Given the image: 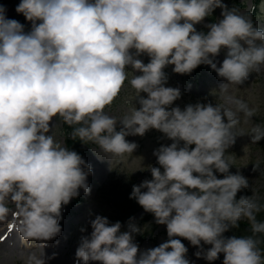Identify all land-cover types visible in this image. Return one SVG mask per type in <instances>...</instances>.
I'll list each match as a JSON object with an SVG mask.
<instances>
[{"label":"clouds","instance_id":"clouds-1","mask_svg":"<svg viewBox=\"0 0 264 264\" xmlns=\"http://www.w3.org/2000/svg\"><path fill=\"white\" fill-rule=\"evenodd\" d=\"M217 8L222 19L206 25L207 33L198 32L195 25ZM15 11L31 29L7 18L0 5V220L11 200L22 239L48 241L62 231V205L80 189L90 194L91 165L57 142L54 118L72 128L73 140L113 156L137 149L127 136L155 129L172 143L154 151L160 167H150L152 179L133 185L129 198L166 225L168 241L140 252L134 234L141 229L131 220L122 232L120 222L110 225L96 216L91 235L81 238L77 260L190 264L180 237L199 249L198 259L212 262L223 254V264H264L261 241L254 238L264 234V221L257 219L264 204L254 194L236 199L249 183L230 173L233 158L226 155L245 135L241 121L249 123L256 111L229 95V86L264 69V28L222 0H20ZM223 50L218 67L214 61ZM143 54L149 63L139 59ZM202 64L226 81L219 89L222 102L171 107L181 91L165 86L164 69L174 66V73L184 75ZM125 81L140 107L118 120L105 109ZM247 135L258 143L264 126L253 124ZM245 220L251 236L223 235ZM201 242L211 247L205 251ZM26 264H46L44 253H29Z\"/></svg>","mask_w":264,"mask_h":264},{"label":"rangeland","instance_id":"rangeland-1","mask_svg":"<svg viewBox=\"0 0 264 264\" xmlns=\"http://www.w3.org/2000/svg\"><path fill=\"white\" fill-rule=\"evenodd\" d=\"M222 2L229 8H236L239 14L250 17L252 0H222ZM20 3V0H0V5H3L7 12V18L19 21L25 27V31L31 29V23L28 22L22 14H17L15 9ZM258 15L252 20L254 25L264 28V1L260 4ZM221 9L217 8L210 17L195 25L198 32L207 33L209 30L206 25L215 23L222 19ZM226 50L221 51L220 55L215 58L217 66L219 67L225 58ZM145 64L149 63L150 58L143 54L139 57ZM173 67L170 66L168 70V81L166 87L186 88L180 89L181 97L174 101L171 107H179L183 110L189 104L211 103L215 106L216 103H221L218 99L220 86L226 83L225 80L218 77L217 73L213 71L210 66L200 65L198 75L195 77L190 74H184L186 80L182 82V75L173 72ZM129 71V79L132 75V69ZM139 74V73H135ZM188 89V90H187ZM195 91L197 94L211 95V100H198L192 98L188 93ZM228 94L236 99H239L254 108L255 115L252 121L244 123L243 120L239 128L245 133L243 136H238L227 151L226 155H232L233 167L230 168V173H239L244 176L249 183L248 188L242 189L237 193L236 199L239 200L242 196L255 195L258 199H264V139L258 143H252L250 132L253 124L264 126V69L259 73H251L248 80L242 85H230ZM143 98H147V94H140ZM136 93L132 89L130 83L125 81V84L114 100V102L105 109L108 115L116 117L118 120L128 113L129 109L135 106L139 109L140 105L135 99ZM50 126H57L54 129L55 138L62 146L65 142L62 134V121L54 118ZM120 125L117 126L119 131ZM51 134V132L49 133ZM71 137V136H70ZM126 140L134 142L138 145L137 149L132 154H124L123 156H113L112 154L104 153L98 145L89 142L84 144L80 142L76 153H78L89 165H91L92 173L87 178V183L90 187V194H85L82 189L79 190V198L81 202H73V199L67 205H62L61 208V233L55 238L48 241L25 240L22 239L20 233L17 231V224L20 219L19 211L16 203L11 200L6 201V206L10 209L6 219L0 220V264H26L29 253L35 252L37 255L44 253L46 264H83V261H78L76 258V250L80 245L83 236H90L92 232L91 221L96 216L106 217L110 223L109 215L112 211L111 203L101 198L97 192L101 188L107 190L110 182L118 183L119 187L130 188L131 184L139 185L144 180H151L150 167H160L157 163L154 151L159 149L162 145L167 146L172 143L167 139L163 133L151 129L141 136H127ZM194 148L193 146H191ZM259 165L257 171H253L254 165ZM163 171V169H161ZM217 178L222 179L215 173ZM115 190V189H114ZM118 190H115L117 192ZM146 191V190H145ZM114 193V192H112ZM146 213L140 211L131 219L126 221L121 228V231H127V226L131 220L141 233L146 234L148 225L155 222V217H152L148 222H144ZM7 226H9L7 228ZM84 229V231H81ZM154 238L151 241L146 240L141 244L140 252L160 246L162 243L168 241L166 225H160L151 234ZM188 249L186 258L190 264H223L224 256L219 254V258L215 261L209 262L203 258L198 259L195 253L199 250L197 247L183 238L176 237ZM42 243L44 247H42ZM135 243V234H134ZM202 248L207 251L211 246L205 245L201 242ZM90 264H99V262H90Z\"/></svg>","mask_w":264,"mask_h":264},{"label":"trees","instance_id":"trees-1","mask_svg":"<svg viewBox=\"0 0 264 264\" xmlns=\"http://www.w3.org/2000/svg\"><path fill=\"white\" fill-rule=\"evenodd\" d=\"M65 127V133H71L72 128L69 127L68 125L64 124ZM78 142L77 140L73 139H66V145L69 150H72L75 148V143ZM134 184H131L130 188L128 187H119L118 184H115L114 187H111L106 193H103L106 199L109 203H111V206L114 207L116 213H117V218H129L131 217L135 212H137L140 209H143L135 199H130V194L132 192V187ZM118 190L115 192V190ZM114 192V193H112ZM261 204H264V200L259 201ZM153 215V214H151ZM150 214L147 216L149 218ZM257 219L260 221H264V209L261 210L260 213L257 214ZM120 219H116V222H120ZM225 233H234L236 236L239 237H246V236H251L252 233L250 231V225L248 222L242 221L239 223V226L236 228L230 227L229 231ZM254 238L259 239L261 241V244L259 247L261 248L262 251H264V234H258Z\"/></svg>","mask_w":264,"mask_h":264}]
</instances>
